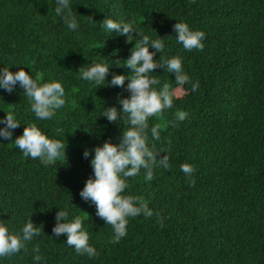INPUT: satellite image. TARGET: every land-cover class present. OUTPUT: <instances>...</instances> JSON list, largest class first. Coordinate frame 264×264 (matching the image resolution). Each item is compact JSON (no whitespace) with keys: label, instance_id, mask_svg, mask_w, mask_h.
I'll return each mask as SVG.
<instances>
[{"label":"trees","instance_id":"trees-1","mask_svg":"<svg viewBox=\"0 0 264 264\" xmlns=\"http://www.w3.org/2000/svg\"><path fill=\"white\" fill-rule=\"evenodd\" d=\"M70 4L79 25L74 31L56 15V0H0V69L23 67L38 83L58 81L66 100L52 119L38 120L17 84L12 93L0 89V119L15 113L21 125L13 139L36 123L49 138L66 143L67 156L45 165L0 137V219L13 234H20L28 219L42 229L27 242V251L0 258V264H264V0ZM106 18L135 20L145 35L164 38V51L155 59L180 56L191 83L199 82L195 92L191 83L179 86L172 108L149 119L150 127L161 126L158 141L149 131V147L165 150L158 158L168 155L170 168L155 167L151 182L144 180L143 169L128 178L125 194L143 197L153 216L130 217L119 243H112L113 229L96 216L95 205L79 195L93 175L94 148L106 140L118 143L128 127L125 120L113 124L101 115L108 107L120 109L118 100L129 96L127 80L125 88L108 83L112 74L131 70L111 64L98 87L79 72L102 61L123 62L140 39L127 42L109 33L102 26ZM177 22L205 33L203 51H186L177 43ZM151 75L161 81L157 89L165 83L178 87L173 73L156 69ZM181 110L188 117L176 121ZM184 163L196 169L191 178L181 171ZM64 209L69 220L82 219L98 257L78 254L65 235H53L56 213ZM37 245L41 261L33 259Z\"/></svg>","mask_w":264,"mask_h":264},{"label":"clouds","instance_id":"clouds-1","mask_svg":"<svg viewBox=\"0 0 264 264\" xmlns=\"http://www.w3.org/2000/svg\"><path fill=\"white\" fill-rule=\"evenodd\" d=\"M55 13L62 15L64 23L71 30L78 28L76 15L72 11L70 0H56ZM102 26L109 33L117 32L127 38V42H132L136 36L131 49V55L123 62L116 60L109 63L102 61L94 63L88 68L79 69L82 79L93 82L97 87L104 85L106 77L109 75L111 64L123 66L131 71L127 75L112 74L108 82L111 86L125 88L129 96L118 100L120 109L108 107L101 115L107 118L110 123L115 124L117 120H125L128 124L119 138L118 143L106 140L102 145L94 148V155L90 160L93 175L86 179L83 188L80 190V197L85 202L95 205L96 216L102 219L105 224L111 225L114 235L112 243H119L127 235V225L130 217L143 215L152 217L153 211L149 208L143 197L126 195L129 188L128 178L140 174L141 169L145 170L144 180L151 182L154 179V168L159 166L169 169V156L164 154L158 158L159 154L165 150H156L155 145L151 148L148 144L149 131L153 140L160 139V125L149 126V119L160 116L164 110L173 106V98L179 95L180 87L186 83H191L189 76L184 72L183 60L180 56H173L169 59L160 57L155 59L157 53H162L165 48L164 38L152 39L138 29L135 20L130 22H117L110 18L103 20ZM176 33L177 43L182 44L186 51H203L205 33L199 30H191L187 23L177 22L173 25ZM133 33L136 35L133 36ZM154 51H149V48ZM156 69H163L167 73H173L175 83L178 86L173 90L168 83L157 89L161 83L157 76L151 75ZM40 78L33 77L26 72L23 67L12 72L9 67L0 69V89L12 93L18 84L24 91L30 102L31 111L38 120H50L56 110L62 108L65 103V89L58 81L38 83ZM199 82L191 83L193 92L197 91ZM188 113L177 111L176 121L187 119ZM175 125V122H170ZM0 124V137L14 141L15 146L25 157L39 159L45 165L54 164L57 160L66 156V143L49 138L36 123H29L24 126L23 133L13 139V130L21 123L16 118L14 112L9 111ZM88 150L83 152V157L88 158ZM181 171L191 178L196 171L191 164L184 163L180 166ZM191 186L195 181L189 180ZM157 223L163 227V219L156 213ZM42 229L35 225L30 219L23 226L20 234H13L9 231L0 219V258L12 256L21 249L27 251L26 244L34 237L41 234ZM55 237L61 234L67 237L66 244L73 247L78 254H87L90 258L98 257L99 252L89 243L90 234L83 227L82 219L77 216L69 220V212L59 210L55 216V226L52 229ZM35 261L44 258L39 254V246L33 248Z\"/></svg>","mask_w":264,"mask_h":264}]
</instances>
